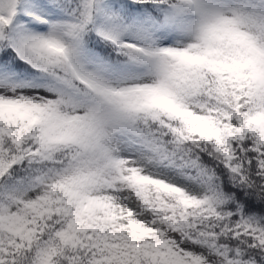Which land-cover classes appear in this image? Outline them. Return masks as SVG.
Masks as SVG:
<instances>
[{
	"label": "snow or ice",
	"instance_id": "obj_1",
	"mask_svg": "<svg viewBox=\"0 0 264 264\" xmlns=\"http://www.w3.org/2000/svg\"><path fill=\"white\" fill-rule=\"evenodd\" d=\"M0 264H264V0H0Z\"/></svg>",
	"mask_w": 264,
	"mask_h": 264
}]
</instances>
